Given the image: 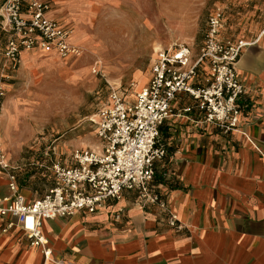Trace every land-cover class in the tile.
<instances>
[{"label":"built area","instance_id":"1","mask_svg":"<svg viewBox=\"0 0 264 264\" xmlns=\"http://www.w3.org/2000/svg\"><path fill=\"white\" fill-rule=\"evenodd\" d=\"M50 9L48 0H4L1 4L0 28L6 34L2 56L8 70H16L22 53L33 50L60 59L81 57L72 30L48 15ZM224 17L220 7L212 8L195 52L186 42L157 49L147 83L132 97L111 88L106 103L89 118L100 148H79L68 157L52 160L53 185L43 194L25 196L9 172V194L0 197L1 232H16L50 259L52 250L43 222L79 213L95 214L112 207L124 193H132L142 209L157 208L175 232L184 230L185 225L154 182L156 165L167 155L161 128L172 117H185L220 134L243 133L246 90L236 66L251 42L222 37ZM185 99L189 100L187 105L175 111L174 103ZM12 169L0 142V170Z\"/></svg>","mask_w":264,"mask_h":264},{"label":"rangeland","instance_id":"2","mask_svg":"<svg viewBox=\"0 0 264 264\" xmlns=\"http://www.w3.org/2000/svg\"><path fill=\"white\" fill-rule=\"evenodd\" d=\"M48 1L53 13L72 30V40L80 47L82 55L78 59H60L47 54H25L14 71L8 70L0 58L3 92L0 96V142L5 157L13 166L10 171L0 170L4 181L0 190L4 196L8 193L9 172L15 176L23 194L41 195L53 185L49 169L52 160L68 157L75 149L100 148L89 118L106 103L110 89L119 88L132 97L147 83L150 63L157 49L186 42L195 52L202 43L207 17L214 6L224 11L221 36L226 39L251 42L264 30V0ZM90 17L94 18L91 25ZM118 21L139 25L132 43L124 47L110 44L116 30L104 27L107 22L115 24ZM126 35L127 32L122 34ZM141 79L142 86L139 85ZM188 127L195 128L184 118L176 122V130L184 131ZM196 129L202 135L203 144H217V134ZM221 137L229 141L227 135ZM161 138L166 141L165 134ZM170 142L169 149L173 148V140ZM165 159L157 168L160 176L169 165ZM172 170L169 167L166 173ZM117 212L113 217L108 216V222H122V210ZM74 216L55 221L68 223ZM98 224L83 221L82 226L94 230ZM51 229L46 231L48 238L49 234L58 235L57 227L51 225ZM49 243L53 250L50 264H73L71 260L66 261L64 255L78 252L82 241L71 236L64 247H55L51 239ZM19 248L18 254L25 251L39 254L21 245Z\"/></svg>","mask_w":264,"mask_h":264},{"label":"crops","instance_id":"3","mask_svg":"<svg viewBox=\"0 0 264 264\" xmlns=\"http://www.w3.org/2000/svg\"><path fill=\"white\" fill-rule=\"evenodd\" d=\"M3 2L0 0V6ZM48 15L64 23L53 13L52 5ZM0 38L3 61L6 34L1 28ZM30 53L45 54L35 50L23 52L21 61L23 55ZM236 69L246 90V107L241 117L243 133L227 135L228 141L217 130L197 125L185 117H172L161 128V135H166L167 170L169 167L173 170L169 174L163 170L157 184L185 229L175 232L157 208L142 209L134 203L132 193H124L112 207L95 214L79 213L76 220L72 218L68 223L57 219L43 222L42 230L47 238L46 231H52L51 225L57 227L56 247H64L71 236L82 241L78 252L64 255L66 261L71 260L73 264H264V30L244 48ZM188 101L174 103V110L186 106ZM192 117L196 119L195 115ZM181 118L195 128L176 130V122ZM196 127L208 134H217V144H203ZM172 140L173 148L169 149ZM160 164L156 165L155 175ZM3 182L0 177V185ZM118 210H122L123 224L108 222V216L113 217ZM83 221L100 224L97 229L86 230ZM20 245L36 250L39 255L31 251L16 253ZM43 259L40 248L29 246L16 232L4 234L0 230V264H44Z\"/></svg>","mask_w":264,"mask_h":264},{"label":"bare ground","instance_id":"4","mask_svg":"<svg viewBox=\"0 0 264 264\" xmlns=\"http://www.w3.org/2000/svg\"><path fill=\"white\" fill-rule=\"evenodd\" d=\"M93 20H94V18L90 17L89 25L92 24ZM104 27L106 28V30L112 29L113 27H114L113 29L116 30V33L111 37L112 40H111L110 44H112V45L118 44L119 45L118 47H124V46H127V45L132 43V41L134 40L133 37H135V35H136L135 33H136L139 25L134 23V22H131V21H118L115 24H113L112 22H107V24ZM124 32H127L126 36H122V34ZM115 49H117V47ZM143 79H145V78H143ZM143 79H141L139 82L140 86H142V84H143ZM76 219H77V216L75 215L73 217V220H76ZM45 226H46V224H45ZM50 231L51 230L48 229V232H50ZM49 236H50L51 241L54 244V242L57 240V236H54L52 234H49ZM54 246L56 247V245H54ZM49 261H50V259L49 260L43 259L44 264H50Z\"/></svg>","mask_w":264,"mask_h":264},{"label":"trees","instance_id":"5","mask_svg":"<svg viewBox=\"0 0 264 264\" xmlns=\"http://www.w3.org/2000/svg\"><path fill=\"white\" fill-rule=\"evenodd\" d=\"M158 178H160V175H155V178H154V182H155V184H157V180H158ZM158 185V184H157Z\"/></svg>","mask_w":264,"mask_h":264}]
</instances>
